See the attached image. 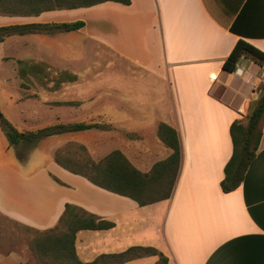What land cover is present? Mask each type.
I'll list each match as a JSON object with an SVG mask.
<instances>
[{
	"label": "crops",
	"instance_id": "crops-1",
	"mask_svg": "<svg viewBox=\"0 0 264 264\" xmlns=\"http://www.w3.org/2000/svg\"><path fill=\"white\" fill-rule=\"evenodd\" d=\"M74 9L91 11L96 17L89 36L93 42L137 65V98L102 95L96 111L88 80L33 86L15 76L19 65L26 71L91 66L74 64L82 59L77 57L81 51L61 41L83 33L84 22L76 30L14 33L0 41V86L7 94L2 114L19 131H32L91 118L111 123L122 113L137 112L141 172H149L155 162L171 154L157 134L159 123H166L175 129L181 152L172 192L168 198L139 205L54 160L63 140L89 148L85 138L97 128L46 136L24 158L0 128V215L21 226L46 230L58 223L70 203L112 221L110 228L77 231L75 249L81 262L140 245L166 256V264H264V117L257 150L240 184L229 191L221 188L232 153L230 124L246 116L258 98L254 83L264 71V64L241 56L237 64L254 65L241 79L223 69V63L238 39L264 52V0L104 1ZM57 11L0 13V26L63 22L55 18ZM33 87L39 90L34 89L37 96L31 97ZM130 233L137 236L120 243ZM159 254L125 263L159 264ZM0 264L38 262L26 242L0 237Z\"/></svg>",
	"mask_w": 264,
	"mask_h": 264
},
{
	"label": "trees",
	"instance_id": "trees-1",
	"mask_svg": "<svg viewBox=\"0 0 264 264\" xmlns=\"http://www.w3.org/2000/svg\"><path fill=\"white\" fill-rule=\"evenodd\" d=\"M104 1L129 4L130 0H0V13L9 15H37L42 11L74 9L87 7ZM84 21H63L54 23H28L0 26V41L10 34L27 32L71 31L81 28ZM241 56L264 64V52L251 43L238 39L223 63V69L233 71ZM21 63V61L19 60ZM25 70L21 69L22 75ZM68 80L75 75L65 74ZM264 117V83L259 97L252 102L246 116L231 122L229 133L232 141V153L224 166L221 180L223 191L236 188L249 163L255 155L261 136V120ZM0 128L5 133L9 144L18 146L27 144L33 147L40 139L66 131H79L90 128H106L98 122L56 123L32 131H19L3 114L0 113ZM157 134L162 142L172 149L164 160L154 163L149 172H141L134 166L120 149H112L102 158L93 160L85 146L80 145V154L72 158L61 149L54 152V160L70 170L80 174L97 186L111 192L127 196L139 205L168 198L172 192L180 163V144L173 127L159 123ZM19 157L24 158L25 155ZM114 225L112 221L90 213L79 206L65 204L58 223L42 232L32 242L30 248L45 264H120L122 262L148 254H159L150 246L132 245L115 253L99 254L91 262H81L75 249L77 231L81 229H106ZM160 255L159 264H166L167 257Z\"/></svg>",
	"mask_w": 264,
	"mask_h": 264
},
{
	"label": "rangeland",
	"instance_id": "rangeland-1",
	"mask_svg": "<svg viewBox=\"0 0 264 264\" xmlns=\"http://www.w3.org/2000/svg\"><path fill=\"white\" fill-rule=\"evenodd\" d=\"M56 14L57 15L55 16V18L58 21H74L77 19H81L87 23V28L83 33L73 35L71 37H61V41L63 43H67L68 45H73L74 48H77L81 51V54H78L77 57H80L82 59L79 62L75 61L74 64H91V66H87L79 70L75 69L74 71L68 69L49 70L46 68H44V70L42 71L29 69L27 71L25 70L24 74L22 75L21 65H19V69L15 72V76L19 78V80H21V83H30L35 86L38 83L45 84L46 82H49L50 84H53L54 82L59 81L67 82L68 79L65 74L74 73V79H85L90 82L92 86L91 89L93 90L91 99L95 100V103L93 104V110L96 111L101 107L102 95L110 94L125 99H130L131 97L137 98V65L106 51L105 49L99 47V45L96 44L95 41L93 42L90 39L89 36L96 27V17H94L93 12L86 10L62 9L58 10ZM85 51L86 55L83 56V53ZM32 63L30 64V68L34 66ZM48 66V64L42 65V67ZM5 71H1V73H4ZM263 83L264 78L258 83L256 87V90H259V94L261 92ZM113 85L115 86V88H112ZM108 87L109 90H106V88ZM34 89H37V87L30 88L28 93L29 96H37L36 92L33 93ZM6 95L7 94L2 92L0 86L1 114V109H5L6 107ZM129 105L133 106L132 103H130ZM122 114L124 116L116 120H112L111 123H107L108 120L102 118L82 119L84 121L98 122L106 126V128L104 129L97 128L99 130L92 131L91 133L87 134L85 139L90 142L89 148H87L83 143L68 139L63 140V143H61L60 146L56 149H61L64 154L75 158L80 154L79 146L83 145L85 146L89 156L93 160H98L112 149L118 148L125 154L130 162L137 167V112L133 113V111L131 110L126 115L124 113ZM80 120L81 119H79L78 121ZM102 130L108 131L106 136L102 134ZM37 144L38 142H36L33 147H35ZM33 147L27 144H19L18 146H16V151L19 156L23 154L27 156L28 152ZM41 235L42 232H38L32 228L16 224L15 222L0 215V237H6L8 239L10 238V240L19 239L26 242L29 250L33 253V255H35V252H33L30 248L29 242H32L34 239ZM134 236H137V233H130L129 235H126L122 239H120V243H126L130 241V238ZM35 257L38 264H45L38 259L39 257H37L36 255ZM125 262H122L120 264H137V260L134 262Z\"/></svg>",
	"mask_w": 264,
	"mask_h": 264
},
{
	"label": "built area",
	"instance_id": "built-area-1",
	"mask_svg": "<svg viewBox=\"0 0 264 264\" xmlns=\"http://www.w3.org/2000/svg\"><path fill=\"white\" fill-rule=\"evenodd\" d=\"M254 65L252 64L250 67L247 66H243L241 64H235V68L233 70V74H235V76L243 79L245 78V76L251 71L252 67ZM264 78V71L262 73H260L257 77H256V83H254L255 87H257L258 83Z\"/></svg>",
	"mask_w": 264,
	"mask_h": 264
}]
</instances>
